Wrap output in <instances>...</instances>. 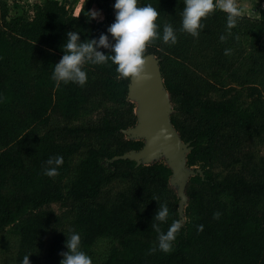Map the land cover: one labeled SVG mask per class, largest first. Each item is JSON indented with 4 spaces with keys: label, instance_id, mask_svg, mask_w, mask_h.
Returning a JSON list of instances; mask_svg holds the SVG:
<instances>
[{
    "label": "trees",
    "instance_id": "trees-1",
    "mask_svg": "<svg viewBox=\"0 0 264 264\" xmlns=\"http://www.w3.org/2000/svg\"><path fill=\"white\" fill-rule=\"evenodd\" d=\"M139 3L157 8L161 35L165 23L180 29L184 0ZM89 11L75 14L59 0L14 10L0 0V235L13 240L15 264L26 254L30 264H60L70 229L83 250L108 241L101 264H264V18L241 13L229 34L216 10L202 18L198 38L177 31L175 45L146 47L190 148L187 165L199 170L186 186L182 222L171 167L125 157L145 145L124 132L138 121L131 79L118 78L111 61L85 65L83 87L51 79L68 31L81 40L106 32ZM56 155L63 164L49 177L45 161ZM154 198L169 208L163 231L182 222L171 252L150 251Z\"/></svg>",
    "mask_w": 264,
    "mask_h": 264
},
{
    "label": "clouds",
    "instance_id": "clouds-1",
    "mask_svg": "<svg viewBox=\"0 0 264 264\" xmlns=\"http://www.w3.org/2000/svg\"><path fill=\"white\" fill-rule=\"evenodd\" d=\"M115 20L111 23L106 32L98 37L85 38L81 40L78 31H68L66 40L61 45L63 55L58 62L54 63L51 79L59 84L63 82L75 83L83 87L88 81V74L85 65H103L111 61L116 66L115 71L118 78L135 79L136 81L150 78L146 69V47L157 39H162L164 44L175 45L178 41L177 31L191 34L198 38L205 25L202 18L216 10L226 14V31L237 25L241 16V7L237 0H184V7L181 15V27L175 29L171 23L163 25L162 35L158 31L160 27L156 21L159 11L151 3L140 4L139 0H115L113 4ZM90 19L101 16L100 10L89 11ZM111 37V39H110ZM225 35L220 36L224 41ZM109 50L107 54L101 49ZM225 55L230 54L231 49L226 48ZM164 130H161L163 133ZM63 164V157L60 155L50 156L45 161L43 172L49 177L56 176L59 166ZM158 201V198H154ZM159 202V201H158ZM220 213H214V218ZM169 217V208L166 202L160 203L155 213L156 223L151 227L157 232V245L150 249L155 252L157 247L163 252H171L176 236L181 230L182 222L173 220L167 231L161 229ZM202 230L203 226H198ZM66 235V234H65ZM65 246L67 251H62L60 264H93L92 257L87 254L81 246L79 232L70 229L66 235ZM30 255L22 258L21 264H30Z\"/></svg>",
    "mask_w": 264,
    "mask_h": 264
},
{
    "label": "water",
    "instance_id": "water-1",
    "mask_svg": "<svg viewBox=\"0 0 264 264\" xmlns=\"http://www.w3.org/2000/svg\"><path fill=\"white\" fill-rule=\"evenodd\" d=\"M146 69L150 74V78L141 81L131 79L130 93L134 91L136 97L145 101L143 110L145 120L143 125L137 127V130L148 132L153 139L149 144L144 145L141 150L132 151L126 154L125 157L132 158L141 164L143 157L152 156L159 148H162L166 154H172L173 164H177L179 167L178 176L184 178V184L186 185L187 176L180 171L182 164L180 156L184 152V144L187 146L188 144L183 141L184 144L179 145L173 142L174 133H177V131L170 118L172 104L168 91L164 87L161 67L155 55L146 56ZM161 130H164L163 133Z\"/></svg>",
    "mask_w": 264,
    "mask_h": 264
},
{
    "label": "rangeland",
    "instance_id": "rangeland-1",
    "mask_svg": "<svg viewBox=\"0 0 264 264\" xmlns=\"http://www.w3.org/2000/svg\"><path fill=\"white\" fill-rule=\"evenodd\" d=\"M12 9L16 10L19 9L18 6H14L12 3H10ZM31 5H26V7H29ZM94 10H99V9H94ZM114 10V8H113ZM115 11V10H114ZM102 12V10H101ZM95 20L97 21H101V22H107L108 19L105 18V16L103 14H101V16L99 18H96ZM115 20V13L114 15L112 14V19L110 20V22L108 23V26L113 23ZM129 98L135 103L136 105V112L138 115V121H137V125L135 127H131L127 130H125V134L128 138L131 139H141L145 142V145L149 144L153 137L148 133V132H143L140 130H137V127L143 125L144 123V107H145V101H143L142 99L136 97L134 95V91H131V93H129ZM136 99L141 100V105L139 107V109L137 108V104L135 102ZM172 111H173V107H172ZM173 142L176 144H184L182 142V140L179 138V136L177 135V133H174V138H173ZM189 151V147L187 145L184 144V152L181 154L180 158L182 161L181 167H180V171L183 174H186V178H187V182L186 185L184 184V178L182 176H178V171H179V167L177 166V164H173V159H172V154H166L162 148H159L156 153L152 156H146L143 157L141 160V163L144 164H152L155 162H165L167 165H169L172 169V176H171V184L173 185V187L176 189L179 197H180V203H179V211H180V215H181V220L182 222H185L186 218H185V213H186V207L188 204V196L186 193V186L187 183L189 181V179L196 174L197 171L195 168L193 167H189L187 165V159H186V155ZM137 153V152H135ZM217 198H219L221 200V202H225L231 206L235 205L236 203V198L233 195H219L217 196ZM108 247H109V243L107 240H102L100 241V243L98 244V247L96 249H84V251L89 254L92 257V262L93 264H101L102 261L105 259V255L106 252L108 251ZM0 264H15L14 259H13V240L3 234L0 235Z\"/></svg>",
    "mask_w": 264,
    "mask_h": 264
},
{
    "label": "crops",
    "instance_id": "crops-1",
    "mask_svg": "<svg viewBox=\"0 0 264 264\" xmlns=\"http://www.w3.org/2000/svg\"><path fill=\"white\" fill-rule=\"evenodd\" d=\"M43 0H9L14 6L19 8H25L26 5H32L35 2H40ZM63 5H65L69 10L73 11L75 14H79L83 9H89L90 11L94 9H99L101 14L108 19L104 22L108 25L112 19L113 4L115 0H59ZM237 5L241 7V13H246L253 16H258L264 18V0H237Z\"/></svg>",
    "mask_w": 264,
    "mask_h": 264
},
{
    "label": "bare ground",
    "instance_id": "bare-ground-1",
    "mask_svg": "<svg viewBox=\"0 0 264 264\" xmlns=\"http://www.w3.org/2000/svg\"><path fill=\"white\" fill-rule=\"evenodd\" d=\"M135 102H136V104H137V108L139 109V107H140V105H141V100L136 99Z\"/></svg>",
    "mask_w": 264,
    "mask_h": 264
}]
</instances>
